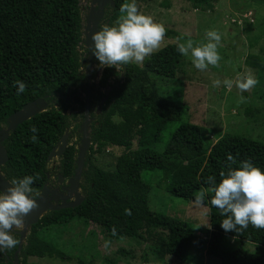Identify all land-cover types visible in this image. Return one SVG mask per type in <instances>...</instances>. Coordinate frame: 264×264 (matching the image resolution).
Here are the masks:
<instances>
[{
    "label": "trees",
    "instance_id": "trees-1",
    "mask_svg": "<svg viewBox=\"0 0 264 264\" xmlns=\"http://www.w3.org/2000/svg\"><path fill=\"white\" fill-rule=\"evenodd\" d=\"M80 1L0 0V124L25 104L50 95L67 96L85 81L79 51L83 35ZM124 2L126 0H111L102 26H111L117 20ZM182 61L176 44H168L147 57L141 66L129 63L122 66L120 73L113 67L103 68L99 86H107L114 77L117 84H111L106 94L95 92L97 99L107 96V100L101 116L90 126L84 199L74 209L45 213L31 226L18 254L19 264H28L29 250L33 242L40 239L41 229L67 224L73 219L87 226L95 225L110 240L121 237L144 243L146 250L141 259L145 262L150 261L148 253L157 252L180 264H190L194 258L195 264L200 263L204 252L217 264H264V246L237 239V233H226L220 227L224 217L208 203L210 195L204 202L205 208L211 209L207 240L196 236L197 230L192 225L148 206L150 187L143 181L145 171L162 172L168 181L166 193L189 202L196 193L207 188L204 183L207 176H214L219 183V173L229 167L238 168L241 161H251L264 172V143L237 133L227 138L219 136L213 143L208 135L198 134V130L204 129L192 123L176 126L162 151L155 149L162 141L161 134L170 125L180 122L182 108L175 101L157 95L152 79H174ZM248 64H256L264 72V60L248 61ZM16 81L25 83L23 93H17ZM150 81L152 83L148 84ZM134 83L147 88L152 85L153 92L143 97L149 104L142 106L125 101L124 91ZM61 105L60 111L52 109L37 114L10 134L4 144L8 162L3 171L8 181L38 176L33 190L42 186L45 161L51 149L77 121L76 113L70 116L66 113L72 108L71 103L62 101ZM255 112L258 114L260 110ZM133 138L137 141L135 151L117 157L113 171L96 165V156L101 157L112 147L129 148ZM75 151V147L69 145L59 159L60 172L65 178L73 174ZM228 154L235 158V163L227 160ZM126 209L131 215L125 213ZM113 228L116 235L111 234ZM15 238L19 241L18 235ZM18 245L0 252V264H13ZM128 254L125 249H117L110 256H104L102 264H119ZM79 264L90 263L79 261Z\"/></svg>",
    "mask_w": 264,
    "mask_h": 264
},
{
    "label": "rangeland",
    "instance_id": "rangeland-1",
    "mask_svg": "<svg viewBox=\"0 0 264 264\" xmlns=\"http://www.w3.org/2000/svg\"><path fill=\"white\" fill-rule=\"evenodd\" d=\"M135 2L140 13L151 16L154 22L165 26L166 34L160 49L168 44H177L175 35L182 37L181 42L192 39L194 46L207 42L205 40L207 30H217L222 36L217 49L221 56L218 67L210 66L205 71H199L194 68L189 58L182 56V65L174 79L160 77L152 79L157 95L175 101L182 108L180 122L170 125L169 129L161 134L162 141L155 146V149L162 151L164 143L169 139V133L181 123H192L204 129L205 131L198 130V134L208 135L213 143L220 137L227 138L232 133L253 140L258 139L264 143V72L258 69L256 64L253 66L248 64V61L253 63L264 60V0H135ZM92 4V0L80 1L83 35L79 51L82 54L83 73L87 65L85 46L87 26L90 25V15L96 14V6ZM109 10L110 4L104 8V16ZM102 22L103 19L99 27L102 26ZM103 68L93 55L89 88L98 94L107 93L111 84H117L114 77L108 81L107 86H99ZM115 72L120 73L117 70ZM238 73H251L258 81L257 85L243 93L235 86L231 90L223 84L213 88L214 80H235ZM81 84L82 86L78 85L70 91L69 101L78 109L77 111L82 112L80 115L83 116L82 102L74 101V95L77 94L82 96L81 100L84 99L87 83L83 81ZM151 87L152 85L147 88L145 85L134 83L124 91L125 101L131 104L139 103L142 106L149 104L150 102L143 97L150 96L153 92L150 90ZM241 96L245 97L243 102ZM50 99L54 104L57 103L55 97ZM255 110H260V113L257 114ZM80 124L81 122L78 121V125L73 123L72 126L76 131L70 142L75 147L79 146ZM136 143L133 138L129 148H108L101 157L96 156V165L103 170L113 171L116 158L124 153L132 154ZM85 169L86 166L83 170ZM142 176L143 181L150 187L148 206L151 210L185 221L197 230L196 236L207 240V233L211 229V226L208 227L210 214L207 213V208H197L192 202L168 195L165 191L168 181L160 171H145ZM22 229L23 227L15 229L14 232ZM28 233L29 229L26 236ZM236 237L249 244L264 246V229L249 227ZM105 241H111L107 249L104 247ZM117 249L129 251L119 264H180L178 260L157 252L148 253L150 261L145 262L141 259L143 251L146 250L144 243L121 237L110 240L95 225L87 226L78 219H73L67 224L41 229L40 239L33 242L27 262L28 264H79V261H84V263L102 264L103 257L110 256ZM201 258L200 263L195 264H217L204 252ZM193 261L194 258L191 259L190 264H194Z\"/></svg>",
    "mask_w": 264,
    "mask_h": 264
},
{
    "label": "clouds",
    "instance_id": "clouds-1",
    "mask_svg": "<svg viewBox=\"0 0 264 264\" xmlns=\"http://www.w3.org/2000/svg\"><path fill=\"white\" fill-rule=\"evenodd\" d=\"M120 15L114 25H104L91 35L92 55L101 67H113L121 72L122 66L129 63L142 64L145 59L160 50L164 41L166 28L163 24L153 21L151 16L138 11L135 0L124 2L119 8ZM176 50L179 54L190 59L191 64L199 71H205L210 66L218 67L221 60L217 49L222 36L217 30H207L205 40L194 46L192 39L181 42L177 37ZM86 81V80H85ZM258 81L251 73H238L235 80L216 79L213 88L223 84L228 90L235 86L241 93L250 90ZM17 93H23L26 85L16 81ZM245 97L241 96V101ZM35 133L36 129L33 127ZM33 141L36 137H32ZM227 160L235 163V158L227 155ZM219 183L209 175L204 183L205 190L195 194L192 203L197 208L205 207L206 196L210 195L208 203L219 210L224 218L220 227L227 232L241 234L249 225L256 229H264V172L259 167L245 160L236 169L229 167L219 173ZM38 176H24L12 179L4 191H0V252L15 249L19 241L15 238L14 230L24 224V218L35 208L37 202L32 198L33 183ZM207 213L211 212L208 208ZM125 213L131 215L129 209ZM210 227V225L208 226ZM112 235H116L115 228ZM111 241H105L107 249Z\"/></svg>",
    "mask_w": 264,
    "mask_h": 264
},
{
    "label": "water",
    "instance_id": "water-1",
    "mask_svg": "<svg viewBox=\"0 0 264 264\" xmlns=\"http://www.w3.org/2000/svg\"><path fill=\"white\" fill-rule=\"evenodd\" d=\"M111 0H97V10L96 14L94 16V19L91 23L90 26L88 27V34L86 36V41H85V46L87 50V65H86V70L84 72L85 74V80H86V91L89 93V84L92 78V71H91V63H92V52H91V45H92V40H91V35L98 31V27L100 24V21L104 17V13L102 12V9L110 4ZM106 97H103L101 99V103L98 106L97 113H99V110L102 106V104L105 102ZM45 104L43 99H36L33 102L27 103L24 105L20 110L14 112L12 115L8 117V127L7 130L5 131H0L3 133L4 136L8 132H12L16 129V127L27 120L35 117L37 114L41 113L44 111ZM88 116L85 114L84 118V123L81 128V141H80V147L78 149V155L76 158V173L69 180V185L70 189L74 192V201L68 202L67 200L69 199V196L66 197L64 201L60 205H55V204H50L48 200L46 199L47 197V191L46 188H43L44 193L41 197L35 199L37 202V208H35L28 216L24 218V224H23V229L21 231L15 232L16 235L19 236V245L17 248V251L14 254L13 257V264H19V257L18 254L21 251L22 248V242L24 237L27 234V229L30 228L31 226L37 224L40 220V218L47 212H55L63 209H74L78 207L82 199L80 198V195L78 193V183L79 179L83 173L84 169V158L86 153L88 152L91 142H90V137H89V132H88V126L90 123V119L87 118ZM68 131H66L62 137L59 140L58 145L53 148L50 152V154L47 157V161H50L51 159L54 158H59L62 153H64L66 147H67V139H68ZM7 162V156L6 153L0 148V165H4ZM64 178L59 176V182L62 183ZM9 185V182L4 179V177L0 173V191H4ZM70 195V194H69ZM34 199V198H33Z\"/></svg>",
    "mask_w": 264,
    "mask_h": 264
},
{
    "label": "flooded vegetation",
    "instance_id": "flooded-vegetation-1",
    "mask_svg": "<svg viewBox=\"0 0 264 264\" xmlns=\"http://www.w3.org/2000/svg\"><path fill=\"white\" fill-rule=\"evenodd\" d=\"M78 85L82 86L81 83H79ZM109 89H111V88H109ZM103 94H106V93H103ZM70 96L71 95H70V92H69V94L67 96H59V95L53 96V95H50L49 97H47V96L43 97L42 99L44 100L45 108H44V111H42L41 113L46 112V111H50L52 109H54L56 111H58V110L60 111L61 108H62V105H61L62 101H66V102L71 103L69 101ZM51 97H55L57 99V103L56 104H54V101L52 99H50ZM103 97H106V100H107V96H103ZM102 98L97 99V97L95 95V90H92L90 88H89V93H87L86 88H85V93H84V99L83 100H81L82 99L81 95H79V94H77L76 96L74 95V101L82 102V106L84 108V115L81 116L80 114L82 112L81 111H77L78 109L75 108L72 104H71L72 108L70 109V111L66 112L69 116L72 113H76L77 121L74 122L75 125H78V121H79V123L81 122L80 129H79V135H80L79 146L75 147L70 142L74 138V133H75L74 131H76V128L73 129L72 128L73 125H72L69 128V130H67L68 133H69L68 139H67V146L73 145L75 147V150H76L75 151V157H74L73 174H72V176L70 178H65V177H63L61 175L60 164H59V159H60L61 156L59 158L51 159L50 161H47V159H46V161H45V171H44L45 181L43 182L42 186L39 189L33 190L32 194H31L32 198L37 199V198L41 197L43 195V193H44L43 188H46V190H48L46 199L48 200V202L50 204L60 205L62 203V201L66 200L65 198L68 197V196H69V199L67 200L68 202L74 201V192L70 189V185H69L68 182H69V180L71 178H73V176L76 173V158H77V155H78V149L80 147L81 128L83 126L84 118H85V114H86L88 116L87 118L90 119L89 120L90 123H89V126H88V132H89V137H90V126L96 122V120H97V118L99 116H101L102 111H103V109H104V107L106 105V100H105V102L102 104V106H101V108L99 110V113H97L98 106L101 103V99ZM20 125H18V126H20ZM7 127H8V118L5 120L4 123L0 124V131L7 130ZM14 131L8 132L6 134V136H4L3 133L0 132V148L6 153L7 162H8V153H7V150H6V146H4V144L8 140L10 134H12ZM58 143H59V141L53 146V148H55L58 145ZM87 154H88V152L86 153V155ZM86 155H85V158H84V167L86 166V168H87L88 164L85 162L86 161ZM6 163L4 165H0V173L4 177V179L6 181H8L6 179L5 173L3 171V168L5 167ZM84 171L85 170H83V173H82V175H81V177L79 179V183H78V193H79L80 198L82 200L84 199V189H83V186H84V179H83L84 178ZM59 176L64 178L62 183L59 182ZM8 182H10V181H8ZM28 229L30 230V228H28ZM14 235H16L15 232H14Z\"/></svg>",
    "mask_w": 264,
    "mask_h": 264
},
{
    "label": "bare ground",
    "instance_id": "bare-ground-1",
    "mask_svg": "<svg viewBox=\"0 0 264 264\" xmlns=\"http://www.w3.org/2000/svg\"><path fill=\"white\" fill-rule=\"evenodd\" d=\"M92 3H93L92 5L96 6V10H97V0H94V1L92 0ZM95 4H96V5H95ZM106 6H107V5H106ZM106 6H105V7H106ZM105 7H104V8H105ZM104 8L102 9V12H103ZM93 10H94V9H93ZM93 12H94V11H93ZM90 16H91V17H90V23H89V24L91 25V23H92V21H93L95 15H94V13H92ZM90 25H89V26H90Z\"/></svg>",
    "mask_w": 264,
    "mask_h": 264
}]
</instances>
